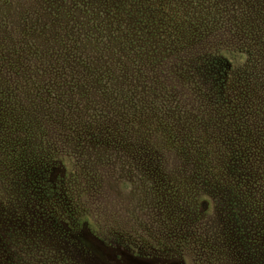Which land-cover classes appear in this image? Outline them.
I'll return each mask as SVG.
<instances>
[{"label": "rangeland", "instance_id": "rangeland-1", "mask_svg": "<svg viewBox=\"0 0 264 264\" xmlns=\"http://www.w3.org/2000/svg\"><path fill=\"white\" fill-rule=\"evenodd\" d=\"M0 264H264V0H0Z\"/></svg>", "mask_w": 264, "mask_h": 264}, {"label": "trees", "instance_id": "trees-1", "mask_svg": "<svg viewBox=\"0 0 264 264\" xmlns=\"http://www.w3.org/2000/svg\"><path fill=\"white\" fill-rule=\"evenodd\" d=\"M233 192H234V191L231 190L230 193H228V194H230V196H231V194H233ZM235 199H236V197L234 198V200H235ZM228 201H230V204H231L232 201H233V196H231L230 199H229ZM231 208H232V210H235V211L237 212V210H236L234 207H231ZM82 229H83V231L85 232V230H84L85 227H82L80 230H82Z\"/></svg>", "mask_w": 264, "mask_h": 264}]
</instances>
